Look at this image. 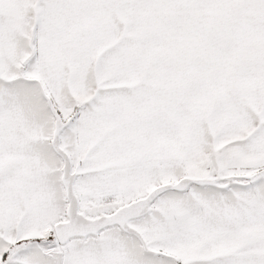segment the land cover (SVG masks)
Segmentation results:
<instances>
[{"label": "snow or ice", "instance_id": "1", "mask_svg": "<svg viewBox=\"0 0 264 264\" xmlns=\"http://www.w3.org/2000/svg\"><path fill=\"white\" fill-rule=\"evenodd\" d=\"M0 264H264V0H0Z\"/></svg>", "mask_w": 264, "mask_h": 264}]
</instances>
